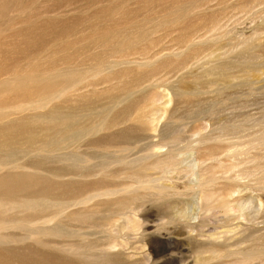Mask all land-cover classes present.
<instances>
[{
  "label": "rangeland",
  "instance_id": "1",
  "mask_svg": "<svg viewBox=\"0 0 264 264\" xmlns=\"http://www.w3.org/2000/svg\"><path fill=\"white\" fill-rule=\"evenodd\" d=\"M0 264H264V0H0Z\"/></svg>",
  "mask_w": 264,
  "mask_h": 264
},
{
  "label": "bare ground",
  "instance_id": "2",
  "mask_svg": "<svg viewBox=\"0 0 264 264\" xmlns=\"http://www.w3.org/2000/svg\"><path fill=\"white\" fill-rule=\"evenodd\" d=\"M174 163V162H173ZM170 164V163H169ZM192 164V163H191ZM190 163H189V168H191L192 167V169L193 168H195L196 167V163H195V165H191ZM171 165V164H170ZM196 169V168H195ZM194 169V170H195ZM188 170V169H187ZM189 171V170H188ZM187 171V172H188ZM191 171H193V170H191ZM188 173H191V172H188ZM193 173V172H192ZM191 173V174H192ZM195 173V172H194ZM193 173V174H194ZM188 175H190V174H188ZM196 175V174H195ZM197 176H198V174H197ZM199 178H200V176H199ZM198 180V179H197ZM199 180H201V179H199ZM199 182L200 181H197V182H194V181H192V183H190V186L193 188V189H195V188H197L198 189V191L197 192H195V194H194V200L192 199V200H190V201H186V202H184V203H182V204H180V205H182L181 206V209L178 211V212H176V214L174 213L172 216H171V219L173 218V219H175V220H186V219H191L192 217H193V214H194V212H196V211H202V205L204 204V206H205V203H208L209 201H211V205H212V207L213 208H216V204L217 203H219V202H224L225 201V196L223 195V194H215V193H209V194H206L205 192V190L204 189H201V187H199ZM192 184V185H191ZM190 186H187V187H190ZM186 187V188H187ZM200 188V189H199ZM185 195V194H184ZM226 205V203H223V205L221 206V207H223V206H225ZM173 221V220H172ZM193 230V229H192Z\"/></svg>",
  "mask_w": 264,
  "mask_h": 264
}]
</instances>
